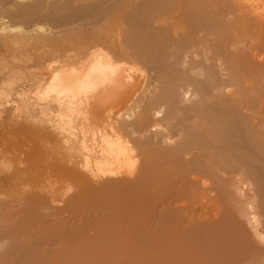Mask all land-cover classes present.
<instances>
[{
  "label": "bare ground",
  "instance_id": "6f19581e",
  "mask_svg": "<svg viewBox=\"0 0 264 264\" xmlns=\"http://www.w3.org/2000/svg\"><path fill=\"white\" fill-rule=\"evenodd\" d=\"M122 3L76 67L46 66L33 96L0 92L2 149L44 146L10 149L28 156L0 190L74 183L77 204L104 200L101 238L88 223L103 242L17 264H264V0Z\"/></svg>",
  "mask_w": 264,
  "mask_h": 264
},
{
  "label": "rangeland",
  "instance_id": "374dc122",
  "mask_svg": "<svg viewBox=\"0 0 264 264\" xmlns=\"http://www.w3.org/2000/svg\"><path fill=\"white\" fill-rule=\"evenodd\" d=\"M99 1L97 2V0H0V92L4 88L7 89V87H8L7 84L10 83V85H12V87L14 88L15 92L17 91L19 94L33 96L36 93V91L39 90V89L37 90V88H40L41 87L40 85H43L45 83V82L43 83V80L46 78L45 77L46 72L44 71V70H46V66H48L51 63H56L57 65L53 66L54 69H56L59 64L61 66L66 65L67 67L70 66L73 68V66L76 67V65L80 61H83L85 59V57L87 56L89 49H90V48H87L85 51L83 50L84 47H87L86 45H84V43L88 40V39L86 40V38H89L88 41L90 42V39H91L90 36H92L91 34L97 30L100 22H101V24H102V22L104 23V21L106 19L105 18L106 15L104 17L105 19H103L105 12L106 13L111 12L110 10L112 9V7L113 8L115 7V9H118L117 5L119 3L123 2L121 0L120 1L119 0H110V1L109 0H99ZM113 1H115V2H113ZM135 1L137 2V0H134V1L133 0H129V1L124 0V2L122 4L129 3V2L135 3ZM112 2L114 5L112 4ZM109 4H111V5H109ZM100 7H101V9H100ZM110 7H111V9H110ZM102 8H103V10L105 8L106 11L104 10V12H103ZM25 9L26 10L30 9L31 11H33V13L30 15H27V16L21 15L20 13H22L23 11H26ZM115 9H113L112 13H111L113 16H115V14L118 12V10H117V11H115L116 13H114ZM107 10H109V11H107ZM102 19H103V21H100V22L98 21V20H102ZM39 28H41V29H39ZM37 41H39V42H37ZM75 43H77V44H75ZM87 43H85V44H87ZM7 133H9V132H7ZM8 136H9L10 140L11 139L13 140L14 138H15V140H17L16 139L17 137H14V134H13L14 138H12V133H11V136L10 135H8ZM19 139L17 140L18 142L20 141ZM22 139H24V138H22ZM15 140H13V141L15 143H18ZM29 140L26 139L27 142L25 141V139L23 140L24 144L29 143L28 145L25 144L28 147L27 146L25 147L24 144H23V146H22V144H20V146L22 148L21 149L18 148V149L20 151L23 149L22 152H20V153L23 154V151H25V153H26V151L29 152V150L32 149L33 147H35V149H36V147L38 148L39 146H41V144L39 142L38 143L40 145L36 146L38 144L37 143L38 140L33 141L31 139L32 140V141L30 140L31 142ZM23 141H21V142H23ZM14 142H13V144H15ZM32 143H34V145ZM35 143H37V144H35ZM4 144L5 143H0V145L3 146V147L2 146L0 147L1 149L5 147ZM31 144H32V147L30 146ZM11 145H12V143H11ZM11 145H8V146H10L11 150L9 149V147L7 149H2V150H7V152H8V154L5 153L2 155V157H4V159H0V175L4 176V177H5V175L8 176L7 173L10 175V173H12L18 167V163L20 162V164H21V162H23L27 159L26 156H28V155H26L24 158H22V156H24V155H22V154L16 155V152H14V153L10 152L13 155L15 154V156H17L15 158V160H16L15 161L13 159V157H15V156L12 157L11 154H10L11 157L9 156V150L12 151L15 148L14 147L12 149V146H14V145H12V146ZM17 145L18 144H16V148H17ZM49 145L45 146L44 150H46V151H43V152L50 153L49 150L51 148H53L54 146L53 145L49 146ZM42 147H44V146H41V148ZM46 147H48L49 150H47L48 148L46 149ZM24 148L29 149V150H24ZM55 148H56V145H55ZM55 148L51 149V152H53L55 150V155H54V158H52V160L55 159V157L60 156V154L58 155V151L56 150L59 148V146H57L56 149ZM60 149L62 150V148H59L58 150H60ZM28 152H27V154L32 155V153H30V152L28 153ZM17 154H19V153L17 152ZM56 154L58 156H56ZM50 156L53 157V155H51V153H50ZM17 158H18V160H17ZM19 166H21V165H19ZM41 170H43V169H41ZM43 171H41V172H43ZM45 172H43V175ZM38 176H41V173ZM42 178H44V176ZM42 178H40L41 180L39 179L40 183L43 180ZM45 180H46V177H45ZM34 182H32V184H30L31 182H26V183H23L22 185L20 184L21 188H23L25 186V184H27V186H26L27 188L25 187L27 190H25V188L20 190L21 188H19L20 187L19 184L18 185L16 184L17 188L15 187L16 189H18V190H16L17 192L15 191L14 187H13L14 189L9 188L8 190L7 189H5L3 191L0 190V239H1L0 240V259H1L0 264H3L4 261H5L4 264H6V263L7 264L16 263L17 264L18 262L25 261L26 259H29L30 257L32 258V256H34L33 257L34 259L33 258L32 259L36 260L38 257L40 258V256L43 257V254H45L47 250H48L47 253L48 252L54 253V254H50V256L55 255V253L57 254V252H59L58 253V255H59L60 252L63 251V249H64L63 255H64V253L65 254L68 253L67 255H70L69 254L70 251L72 252L74 250L72 252V254H73L76 252V250L79 251V250H81V248H84L83 246L81 247L80 244L82 243V244L86 245L85 244V241H86L85 238L87 239V236H88V239H91L89 237H92L93 235L96 237L97 233L99 231L102 232V230H103L102 224L103 225H105V224L102 223V221H103L102 218L104 217L105 213L102 212V209H103L102 207L104 205L103 204L104 200L102 197H101L102 199L100 198L99 201H98V199H97V201L92 200L94 203L92 201L91 202L89 201V203L87 202L86 207L87 206L88 207L85 208L84 205L86 203L83 204V202L82 203L80 202V204H77L79 202H76L74 199L76 197V196L74 197V195H77V193H78L77 192V190H78L77 186L75 187L74 183H73V186H71L69 183H63V182L60 183L59 182V185L56 184L55 185L56 187L53 186V188H56L58 191H56V189H55L54 191H56V192L53 191V193H51V192H49L51 190H49L48 185H50V189H52V185L50 183H48V181H43L42 183H44V185H42V183L40 184V186L38 185L40 187V189L42 190V191H40L41 194H39L37 192L40 189L38 187L34 186V185L37 186V184H35ZM50 182L52 183V180ZM36 183H38V179L36 180ZM67 185H69L71 191H69V187ZM31 186H34V187H31ZM43 186H44V188H42ZM66 186L68 188H66ZM60 187H61V190H60ZM72 187H73V189H72ZM32 188H35V190H33ZM10 191H12V193ZM22 192L24 193L23 196H22ZM15 193H17V195ZM41 195H43V196H41ZM70 195L71 196L73 195V196L71 197ZM28 196H31V198ZM68 197H69V199H68ZM32 198L35 199V200L33 199L35 201V203H37L36 201H38V200H41L42 202L38 201L39 203L38 204L34 203V206H33V204H31L32 202H34L32 200ZM28 199L31 201V202H29L30 204L27 202V201H29ZM46 199H48L47 202L45 201ZM72 199L74 200V202H73V205H70ZM151 200L154 201V199H151ZM49 201H52L53 203L52 202L50 203ZM65 202H67L66 205H65ZM74 203H75V206H74ZM92 203H93V205H92ZM26 204H27V206H26ZM95 204H96V207H95ZM50 205H52V206H50ZM66 206L69 208L71 207L72 211L69 210V208H67ZM59 207H61V208H59ZM93 208L98 209V210L93 211ZM80 209H81V211H79ZM99 210H100V212H99ZM56 211H57V213H55ZM50 212H52V213H50ZM97 212L98 213L102 212V213L98 214ZM94 213L98 214L100 217L98 215H95ZM144 213L145 212H143L142 215H144ZM146 214H148V213L146 212ZM39 215H41V216H39ZM49 215L51 217H49ZM53 215L55 216V218ZM37 216H39V217H37ZM81 217H82V219H81ZM97 217L101 218L102 220L97 218ZM42 218L45 219L46 221L42 220ZM94 219H97V220L99 219L98 222L102 223L101 224L102 230H100V228L97 227V225L100 227L98 222H97L96 226L94 227L95 222H92V221H96ZM81 221H82V223H81ZM61 222H63V223H61ZM86 223H87V226H86ZM88 223H90V224L92 223L93 226L88 224ZM43 224L46 226H44ZM89 225L92 228H94V229H90V230L94 231L96 228H98L99 231L96 230L97 233L95 231L94 232L90 231L89 228H91V227ZM72 226H73V228H72ZM49 227L51 229H48ZM104 228H105V226H104ZM53 230L55 233L52 232ZM86 231H88V232L85 234ZM103 231H105V230H103ZM92 232L95 233L96 235L93 234ZM83 233H84V235H83ZM102 233L104 234V232H102ZM88 234H90V235H88ZM91 234H93V235L91 236ZM59 235H60V237H59ZM3 236L4 237L6 236L5 239L3 238ZM51 236H52V238H51ZM74 236L76 238H74ZM101 236L99 238H101ZM95 237H92V238L95 239ZM59 238L62 240H60ZM99 238H96V239L100 240L102 242L104 241L103 238H102V240ZM51 239L52 240L54 239V240L52 241ZM96 239H95V241H96ZM65 240L67 241L68 244L67 243L64 244L66 242ZM81 240L82 241L84 240L83 241L84 243L81 242ZM62 241H64V243H62ZM74 241L77 243L74 244L75 243ZM91 241H93V240H91ZM86 243H87V241H86ZM63 244H64V246L61 247V245H63ZM70 246H72V247L77 246L78 249L72 248ZM54 247H56V248H54ZM65 250H66V252H65ZM55 251H57V252H55ZM35 254L37 257L35 256ZM45 255H44V257H45ZM61 255H62V253L60 254V256ZM63 255L61 257H63ZM20 257L21 258L23 257V258L21 259ZM19 259H21V261Z\"/></svg>",
  "mask_w": 264,
  "mask_h": 264
}]
</instances>
